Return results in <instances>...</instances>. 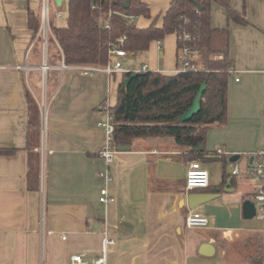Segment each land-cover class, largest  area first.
Returning a JSON list of instances; mask_svg holds the SVG:
<instances>
[{"label":"crops","instance_id":"crops-1","mask_svg":"<svg viewBox=\"0 0 264 264\" xmlns=\"http://www.w3.org/2000/svg\"><path fill=\"white\" fill-rule=\"evenodd\" d=\"M51 1L56 8L66 2L57 7ZM145 2L151 17L135 24L144 19L137 27L145 28L156 19L160 25L171 0ZM41 3L0 0V151L13 150L0 154V264H69L74 255L91 262L102 256L106 239L113 242L105 248L107 264H259L264 221L256 212L245 218L242 207L259 187L248 169L264 146V0L229 1L247 26L228 22L221 6H211V26L229 29L233 73L226 123L207 130L197 160L209 186L185 191L191 160L171 139H136L109 166L115 200L107 205L98 201V173L105 169L97 156L105 140L98 106L105 100L115 105L122 75L85 76L53 56L59 46L49 49L39 29L34 34L28 27L29 13L40 27ZM171 44L174 63L152 72L175 74V35ZM161 46L154 41L147 51L163 56ZM43 64L50 68L43 71ZM26 95L39 111L37 122ZM235 166L239 173L232 175ZM228 181L230 192L224 191ZM212 190L219 191L215 199L189 210V195ZM191 212L205 216L208 226L187 228Z\"/></svg>","mask_w":264,"mask_h":264},{"label":"trees","instance_id":"trees-1","mask_svg":"<svg viewBox=\"0 0 264 264\" xmlns=\"http://www.w3.org/2000/svg\"><path fill=\"white\" fill-rule=\"evenodd\" d=\"M229 1L171 0L160 25L154 19L149 26L138 28L125 16L150 19L145 0H66V23L51 28L48 46H59L61 53L56 50L55 55L66 66H103L108 61L109 47L141 54L152 42L171 34L176 37L177 49L183 44L198 48L200 56L196 71L173 75L146 71L131 78L127 86L123 81L131 74H122L116 102L111 107L115 148L130 147L136 139H171L174 145L186 150L191 161H197L204 152H196L194 148L204 145L207 130L214 124L224 125L227 120L229 29L211 26V6H221L228 22L240 26L250 24L243 13L230 6ZM124 2H129L128 9L121 6ZM28 27L34 34L39 29V20L32 13L28 14ZM183 35H188L190 40L180 41ZM203 83L205 90L199 112L188 122L178 123ZM26 98L31 119L37 122L39 111L28 95ZM12 153L13 150L0 151L5 155ZM32 171L31 167L29 172Z\"/></svg>","mask_w":264,"mask_h":264},{"label":"built area","instance_id":"built-area-1","mask_svg":"<svg viewBox=\"0 0 264 264\" xmlns=\"http://www.w3.org/2000/svg\"><path fill=\"white\" fill-rule=\"evenodd\" d=\"M49 3L50 0H42L41 11H40V27L38 34L42 37L43 41H48L49 35ZM111 14V11L108 13ZM130 24L135 23L138 16L129 15L125 16ZM105 28H108L106 25ZM182 42H188L190 40L188 35H183L179 38ZM157 44L160 45V41L157 40ZM108 61L103 66H90V65H79L73 66V69L82 72L83 75L89 76L95 73H104L107 76L125 74V73H142L147 71V66L142 65L139 70L134 72L123 71V62L127 58V52L122 48L109 47L108 48ZM200 56V50L198 48L183 44L178 47L176 54L177 68L175 74L181 71H196V62ZM113 63V65H112ZM43 71H47L50 67L46 64L41 66ZM65 69V66H61ZM232 74L233 70H229ZM98 111L102 113L103 118L97 122V128L100 129L105 136V140L101 148L97 152V156L104 162L105 169L98 173V177L101 181V188L99 191V203L101 205H107L114 202V197L108 190V184L111 181V174L109 172V166L114 160V156L117 152L114 143V122L111 114V105L108 100L103 101L98 106ZM42 127L46 126V115L41 114ZM217 154H221L218 150ZM239 171L235 166L232 175H237ZM248 174L259 181V187L252 197V204L255 208L256 214H258L264 221V146L261 150L252 155V161L248 169ZM209 186V173L202 167L200 162L191 161L185 175V191L190 192L195 189H205ZM185 226L187 228H206L208 226V220L205 216L200 213L191 212L185 218ZM264 234V228H263ZM113 242L110 240L104 241L102 256L94 261L88 262L83 259V256L74 255L70 258L69 264H107L106 261V250L105 248L112 245ZM259 264H264V252L260 257Z\"/></svg>","mask_w":264,"mask_h":264},{"label":"rangeland","instance_id":"rangeland-1","mask_svg":"<svg viewBox=\"0 0 264 264\" xmlns=\"http://www.w3.org/2000/svg\"><path fill=\"white\" fill-rule=\"evenodd\" d=\"M66 18H67L66 2L64 3L62 7L56 8L54 7V5L52 4V1L50 0V3H49V23L50 25L52 24L55 27H62L66 23ZM135 25L138 27L144 26L145 20L140 19L139 21L136 22ZM172 40H173V35H168L163 40H161L163 56L155 57L151 49L150 51H146L141 54L127 53L126 62L123 64V71L124 72H128V71L134 72L135 70H139L142 65H146L149 69L148 71L150 70L157 71L160 69L167 68L169 63L171 62L174 63L175 61V56H174L172 44H171ZM49 49H51V47ZM50 52H52L53 56H55L54 54L56 51L51 50Z\"/></svg>","mask_w":264,"mask_h":264},{"label":"water","instance_id":"water-1","mask_svg":"<svg viewBox=\"0 0 264 264\" xmlns=\"http://www.w3.org/2000/svg\"><path fill=\"white\" fill-rule=\"evenodd\" d=\"M54 2L57 7H60L62 0H54ZM121 6L125 9H128L129 2H124L121 4ZM137 74L138 73H132L130 78L125 79L123 81L124 86H127L130 79L135 77ZM204 90H205V83H203L200 86L191 107L182 116L179 117L178 123L183 124V123L188 122L193 116H195L199 112V109H200L199 103L202 98V94ZM129 149H130L129 146H117L116 147V150L119 152L128 151ZM202 150H203L202 145L196 146L194 148V151L196 152H201ZM237 159H238V155H234L233 157L230 158V161L234 162ZM228 186H229V181L226 183L224 187V191L226 192L231 191V189H228ZM218 195H219L218 190H212L210 193H204V194H191L187 197L188 208L189 210H194L195 208L215 199ZM242 210H243V216L247 219L253 218L255 216V208L252 202H245L243 204ZM207 248L208 246H204L202 250H206Z\"/></svg>","mask_w":264,"mask_h":264}]
</instances>
